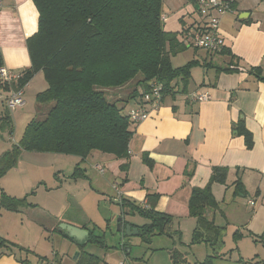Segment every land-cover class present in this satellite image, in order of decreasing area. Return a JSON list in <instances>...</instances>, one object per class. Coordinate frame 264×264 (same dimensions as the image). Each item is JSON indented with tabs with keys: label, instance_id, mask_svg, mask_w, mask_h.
Returning <instances> with one entry per match:
<instances>
[{
	"label": "crops",
	"instance_id": "obj_1",
	"mask_svg": "<svg viewBox=\"0 0 264 264\" xmlns=\"http://www.w3.org/2000/svg\"><path fill=\"white\" fill-rule=\"evenodd\" d=\"M232 1V12L220 18V33L224 39V48L235 59L230 60L217 52L214 55L220 57L221 63L216 65L212 58L214 55L194 52L190 61H196L197 64L190 71L191 78L186 94L164 97L156 113L131 127L132 137L128 144L127 159H116L100 153H92L86 158V177L83 175L82 179L85 181L86 178V210L81 209L85 220L81 223L66 221L63 218L65 213L58 218L56 213L45 207L47 214H44L41 221L46 223L41 224L44 229L54 232L56 226L63 223L86 231L91 230L96 235L97 224L89 209L91 204L104 212L118 215L117 219L122 218L123 222L140 227L126 221V216L137 214H132L130 210L142 207L146 203L147 194H156L158 199L155 212L173 219L174 234L167 237H176L180 242L181 238L190 236L191 249L200 244H205L210 249L206 243H192V233L197 221L188 214V200L193 188L202 189L208 184L212 168L221 167L228 170L225 182L211 186L217 209L206 212L207 219L212 220L215 226L225 228L224 247L218 258L227 255V251L224 253L227 236L232 242V246L228 247L230 255L236 253L240 257L239 245L246 238L252 239L255 246L261 243L264 249V243L254 242L256 236H260L264 230V83L249 74L250 68H259L261 76L264 77V0ZM161 18L163 30L176 34L177 41L188 49L192 47L183 43L182 35L188 30L203 29L205 25L204 18L192 0H162ZM37 21L38 13L31 0H0V51L3 68L9 72L21 74L30 67L26 41L36 33ZM188 52L180 51L179 54ZM230 62L233 63L230 72L219 71ZM42 77V73L38 72L28 82L24 88L25 105L17 110L33 111L44 119L52 105L38 103L36 99L37 94L47 88ZM139 81L140 79L136 82L132 80L122 87L105 90L107 98L117 101L118 107L125 106L124 110L128 112L137 105L136 100L143 90L138 85ZM16 87L17 82L2 86L0 97L3 96V113L6 111L5 99ZM134 91L138 97L129 99ZM201 94H207L208 100L195 103L189 101V97ZM238 123L252 136L250 149L246 148L243 137L234 130ZM34 155L42 157L43 154ZM44 155L53 159L62 156ZM143 155L150 160V166L142 161ZM97 166L106 170L100 174L104 178L107 171L112 174L113 179L108 181L107 187L95 180V176L99 177ZM122 166H127V170L123 171ZM192 166V175L186 178L185 171ZM72 173L64 175L62 180L56 177L60 188L65 187L64 181H70ZM83 187L84 185L80 186V191ZM115 187L119 190L120 197L117 196ZM50 191L54 190L47 189L46 192ZM66 193L67 196H63L64 203L73 200L79 207L83 204L84 200L78 199L77 195L70 191ZM122 199L125 205L122 204ZM249 202H253V205ZM113 205L117 207L116 210L111 208ZM104 216L105 213L102 220L108 228L107 221H111L112 217ZM133 221H137V218ZM146 222L148 223L147 220ZM235 233L240 235L236 241L233 239ZM70 242L76 245L73 241ZM122 247L127 254L129 251L126 245ZM175 247L170 250V259L173 253L181 261H185V253L178 252ZM156 250L160 249L152 251ZM4 252L0 257V264H42L52 255L24 256L8 250ZM75 258L76 255L71 264H75ZM98 258L100 264L101 259ZM218 258L213 259L211 264ZM19 259L26 262L20 263ZM57 260L59 264H64L62 258L57 257ZM171 262L175 264L172 259Z\"/></svg>",
	"mask_w": 264,
	"mask_h": 264
},
{
	"label": "trees",
	"instance_id": "obj_2",
	"mask_svg": "<svg viewBox=\"0 0 264 264\" xmlns=\"http://www.w3.org/2000/svg\"><path fill=\"white\" fill-rule=\"evenodd\" d=\"M31 1L38 13L37 31L26 41L30 67L21 73L15 90L41 72L47 88L37 94L36 99L38 103L52 106L44 119H32L27 123L17 145L0 155V178L15 166L22 151L71 155L81 159L100 153L127 159L131 127L134 125L129 121L125 106L118 107L117 101H110L105 90L122 87L139 76L138 85L145 91L151 82L156 81L162 87L163 98L185 95L190 71L197 64L190 61L182 67L172 66L171 57L185 46L177 41L176 34L163 30L162 0ZM225 1L234 8L232 0ZM192 2L195 4L194 0ZM219 53L230 60L235 59L228 49L223 48ZM232 64L230 62L219 71L230 72ZM249 74L264 83L259 68H250ZM136 97L138 95L134 91L129 99ZM3 120L11 131L8 110ZM234 130L250 149V132L239 123ZM142 161L151 165L146 155L142 156ZM193 167L185 171L186 178L192 175ZM121 169L126 171L127 166ZM227 174L226 168H212L208 184L202 189L193 188L188 200V214L197 221L192 243H206L211 250V256L203 264H211L224 247L225 228L215 226L212 220L207 219L206 212L216 211L217 202L211 186L224 183ZM77 178H84L79 166L70 176V179ZM157 199L158 195L147 194L144 208L130 210L148 221L136 227L138 237L144 242H150L155 235L174 234L172 217L154 210ZM122 204L125 205L124 199ZM30 206L34 207L26 199L10 198L0 190V208L17 212ZM88 233L86 245L105 247L102 236L94 235L91 230ZM239 237L235 233L234 241ZM254 242L264 243V230ZM86 245H77L79 252L75 264H99L97 256L84 251ZM4 250L11 252L8 242L0 236V257L5 254ZM19 250L29 253L23 248ZM171 259L178 264L180 258L172 253Z\"/></svg>",
	"mask_w": 264,
	"mask_h": 264
},
{
	"label": "rangeland",
	"instance_id": "obj_3",
	"mask_svg": "<svg viewBox=\"0 0 264 264\" xmlns=\"http://www.w3.org/2000/svg\"><path fill=\"white\" fill-rule=\"evenodd\" d=\"M183 51L189 52L183 54H179V52L171 57L173 66H184L192 59L194 52L200 55L207 53L203 50L194 51L193 48L188 49L186 47L182 49ZM217 56L212 57L216 65L221 63L220 57ZM139 78V76L136 77L135 82ZM2 101L3 96L0 97V155L17 145L27 123L32 119L42 120L40 115L30 110L9 112L10 131L9 127L4 124ZM22 153L23 157L21 156ZM34 154L36 153L20 152L15 166L0 178V190L5 195L14 199H26L27 203L34 205V207L30 206L29 209L26 207V211L21 208V211L18 210L17 212H9L0 208V236L8 242L10 251L13 253L24 256L36 254L43 256L55 253L58 259L59 257L63 259L64 264H71L79 249L58 233V228L63 223L58 224L53 232L44 229L41 224L46 225V223L41 221L42 217H45L44 214H47L45 207L56 213L58 218L65 213L63 218L66 221L81 223L85 220V215L81 209L86 210V178L85 181H82V178L64 181L65 187L60 188V182L56 177L58 176L62 180L66 175L74 172L78 166L81 173L86 177V158L62 155L58 157L59 159H53V157L48 158L44 154L42 157ZM79 174L80 172L77 171L78 176ZM97 174L99 177L95 176V180L102 182L105 187L108 186V181L113 179L110 171L106 172L105 178L99 172ZM82 185L84 187L80 191ZM47 189L54 191L47 193ZM78 190L79 192H77ZM67 191L77 195L78 199L84 200L82 201L83 204L79 207L73 200L64 203L63 196H67ZM111 208L116 210L117 207L113 205ZM89 209L91 215H94L93 221L97 224L95 234L103 236L105 247L99 248L88 244L84 251L100 257V264H118L119 262L125 264H173L170 259V250H173L174 246L178 252L185 253V256L183 255L185 261L179 259V264H200L211 254L209 247L205 244L194 245L191 249L189 246L190 236H186V239L181 238L180 242L176 237L169 238L165 235L153 236L150 242H144L137 236L123 238L116 232L118 215H112L109 211L104 212L103 209H98L94 204H91ZM104 213L106 215L104 217H112L111 221H107L108 228L102 220ZM134 218H137V221H133ZM126 221L139 226L147 223L146 219L137 214L126 216ZM225 240L227 246L224 253L227 251V255L216 259L214 264H264V249H262L261 243L255 246L252 239L246 238L239 245L241 252L240 257H238L236 253L229 254L231 251L229 252L230 248L228 247L232 246L231 239L227 236ZM122 244H125L129 250L127 254L126 249L123 250ZM20 248L29 251V253L20 251ZM153 249L160 250L152 251Z\"/></svg>",
	"mask_w": 264,
	"mask_h": 264
},
{
	"label": "built area",
	"instance_id": "obj_4",
	"mask_svg": "<svg viewBox=\"0 0 264 264\" xmlns=\"http://www.w3.org/2000/svg\"><path fill=\"white\" fill-rule=\"evenodd\" d=\"M199 14L204 18L205 25L203 29L188 30L182 35L184 44L198 50H203L207 53L214 54L220 52L224 47V39L220 33V18L226 13L232 12L233 8L230 2L225 0H194ZM21 77L20 73L9 72L5 68H0V90L2 86L17 82ZM27 85V84H26ZM25 85V86H26ZM13 90L5 99V108L9 112H13L22 108L24 102V88ZM163 100L162 87L156 81L151 82L147 91L142 90L137 98V105L127 112L129 121L135 126L152 114L156 113L161 107ZM208 100L207 94H201L189 97L192 103L203 102ZM97 171L100 174L104 173L102 167L97 166ZM115 192L120 197L119 190L115 187ZM253 205V202H249ZM146 204L142 207L144 208ZM42 264H59L56 254L52 253L51 258L44 260ZM119 264H124L120 262Z\"/></svg>",
	"mask_w": 264,
	"mask_h": 264
},
{
	"label": "water",
	"instance_id": "obj_5",
	"mask_svg": "<svg viewBox=\"0 0 264 264\" xmlns=\"http://www.w3.org/2000/svg\"><path fill=\"white\" fill-rule=\"evenodd\" d=\"M122 218H118L116 221V232L121 237H132L139 235V231L136 227H132L130 224H125ZM125 224V226H124ZM124 226V228H123ZM59 232L65 235L68 239L72 240L78 246H84L89 240V233L85 229L76 228L67 224H61L58 228ZM123 245V244H122ZM127 251H129L127 249Z\"/></svg>",
	"mask_w": 264,
	"mask_h": 264
}]
</instances>
